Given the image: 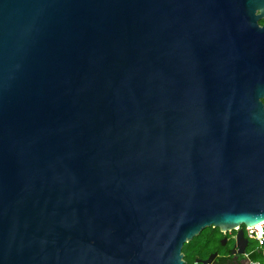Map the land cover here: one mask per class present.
<instances>
[{"label": "water", "instance_id": "obj_1", "mask_svg": "<svg viewBox=\"0 0 264 264\" xmlns=\"http://www.w3.org/2000/svg\"><path fill=\"white\" fill-rule=\"evenodd\" d=\"M263 99L264 0H0V264L263 223Z\"/></svg>", "mask_w": 264, "mask_h": 264}, {"label": "trees", "instance_id": "obj_2", "mask_svg": "<svg viewBox=\"0 0 264 264\" xmlns=\"http://www.w3.org/2000/svg\"><path fill=\"white\" fill-rule=\"evenodd\" d=\"M264 105V99L262 100ZM216 229H203L197 236L181 247L183 264H194L196 259L205 258L215 239ZM249 258L258 264H264V242L259 248L251 247Z\"/></svg>", "mask_w": 264, "mask_h": 264}, {"label": "flooded vegetation", "instance_id": "obj_3", "mask_svg": "<svg viewBox=\"0 0 264 264\" xmlns=\"http://www.w3.org/2000/svg\"><path fill=\"white\" fill-rule=\"evenodd\" d=\"M215 239L210 247V251L205 258L196 260H205L208 255H213L210 264H226L227 262H238L244 259L247 264L250 263V258L244 257V253L251 250V243L246 239L244 251L242 254L236 253L235 244V231L219 233L216 229ZM195 260V261H196Z\"/></svg>", "mask_w": 264, "mask_h": 264}, {"label": "built area", "instance_id": "obj_4", "mask_svg": "<svg viewBox=\"0 0 264 264\" xmlns=\"http://www.w3.org/2000/svg\"><path fill=\"white\" fill-rule=\"evenodd\" d=\"M238 229L242 230L243 237L254 244L255 249L263 245L264 242V222L261 224L254 225L252 227L239 226V228H234L236 232ZM251 251L244 253V257H248ZM249 264H258L257 262L250 261Z\"/></svg>", "mask_w": 264, "mask_h": 264}, {"label": "rangeland", "instance_id": "obj_5", "mask_svg": "<svg viewBox=\"0 0 264 264\" xmlns=\"http://www.w3.org/2000/svg\"><path fill=\"white\" fill-rule=\"evenodd\" d=\"M206 229H208V228H206ZM250 243H251V246L254 247V244L252 242H250ZM263 259H264V257H263Z\"/></svg>", "mask_w": 264, "mask_h": 264}]
</instances>
